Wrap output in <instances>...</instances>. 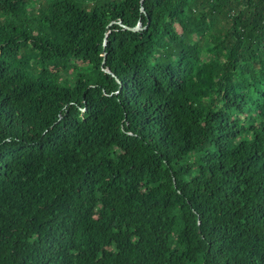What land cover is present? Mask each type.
Segmentation results:
<instances>
[{"label": "trees", "instance_id": "16d2710c", "mask_svg": "<svg viewBox=\"0 0 264 264\" xmlns=\"http://www.w3.org/2000/svg\"><path fill=\"white\" fill-rule=\"evenodd\" d=\"M0 264H264V0H0Z\"/></svg>", "mask_w": 264, "mask_h": 264}, {"label": "water", "instance_id": "95a60500", "mask_svg": "<svg viewBox=\"0 0 264 264\" xmlns=\"http://www.w3.org/2000/svg\"><path fill=\"white\" fill-rule=\"evenodd\" d=\"M139 29H141L140 23H138L136 28H134L133 30H139Z\"/></svg>", "mask_w": 264, "mask_h": 264}]
</instances>
